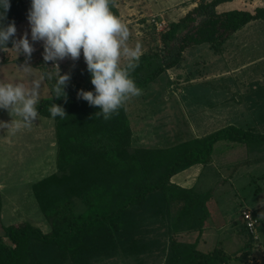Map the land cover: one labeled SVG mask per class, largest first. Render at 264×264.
Masks as SVG:
<instances>
[{"label":"trees","instance_id":"16d2710c","mask_svg":"<svg viewBox=\"0 0 264 264\" xmlns=\"http://www.w3.org/2000/svg\"><path fill=\"white\" fill-rule=\"evenodd\" d=\"M197 1L159 35L160 50L154 41V47L141 54L131 72L141 91L167 70L179 67L189 46L207 44L217 52L235 31L249 22L264 21V8L218 12V5L232 0ZM29 7V0H10L2 23L16 26L27 20ZM109 7L117 15L112 0ZM11 46L9 41L7 48ZM42 74L46 77V69ZM79 79L69 82L60 98L53 97L55 79L48 80L51 95L37 105L38 113L46 118H51L48 108L53 103L65 112L63 118H52L59 169L32 186L50 232L42 233L29 223L4 228L0 264H92L113 258L136 259L154 251L163 255V264H226L227 257H220L219 251L198 250L197 239L177 240L182 233L202 234L212 214L213 191L198 192L169 180L193 165L208 164L219 142L249 148L261 144L264 152V134L251 127L227 126L163 148H133L124 105L108 120L96 117L98 107L77 97V90L93 88L86 69ZM260 108L256 104L257 112ZM255 179L264 180V173ZM161 227L166 229V246L155 237ZM258 229L264 234V220Z\"/></svg>","mask_w":264,"mask_h":264},{"label":"crops","instance_id":"0c3cea01","mask_svg":"<svg viewBox=\"0 0 264 264\" xmlns=\"http://www.w3.org/2000/svg\"><path fill=\"white\" fill-rule=\"evenodd\" d=\"M204 1L209 2L211 0ZM190 5H194L192 7L194 8L197 3L193 2ZM216 9L221 12L244 8L238 5V0H232L218 5ZM184 15H180L170 22H177ZM255 22L264 21L249 22L229 35L222 43L220 51H213L207 44L192 45L186 48L182 55L181 64L177 67L178 71H182L177 75L178 81L181 82L176 87L177 99L174 97L176 94L172 88L173 83L166 73L168 70L147 86L146 94L139 102V105L142 102V104L150 107L145 114L146 117H154L163 112L173 97V101L175 100L180 110L182 109L183 121H186L184 117H188V112L193 113L198 110L203 114V116L198 115L197 124L189 129V132L184 136L185 138L177 137L174 142H168L162 131L151 124L146 125L151 127V131H143L142 129L138 131V110L132 116L127 111L126 101L124 102L125 113L132 133L131 145L133 148H163L176 142L206 136L227 126L256 127L258 130L262 127L261 129H264V111L257 112L255 110L256 104H261V108L264 107V33L262 31L254 34L247 33L249 28L253 26L251 24H255ZM15 27L16 39L25 33H29L31 46L43 47L42 41H31L27 20ZM137 43L140 44L141 54L147 50L145 42L137 37H128L126 41L128 47H135ZM11 53L13 54L12 50ZM21 56L23 55H18L20 60L14 61L16 65L31 66L34 71H40L43 77L38 59L37 63L33 61L34 65L31 63L35 59V55H31L30 60ZM15 58L16 56H11L9 60H5L0 65L12 66ZM57 62L55 64L57 67L59 63L62 64L58 68L70 67L67 72L69 79L66 81V85L69 82L80 81L79 74L86 69L82 56L75 61L66 57ZM126 64L127 58L121 57L120 66L124 67ZM174 69L172 68V70ZM2 81L0 78V83L5 82ZM45 82L47 83V81ZM153 85H158L159 88L157 86L154 90L152 89ZM25 87H30V85H25ZM259 87L261 89H258ZM49 96V85H45V87L43 85V90L39 92V103ZM191 96L194 97L195 105H199L197 110H194L191 105ZM146 99L149 100L144 102ZM134 103H138V101L134 100ZM10 120L11 117L7 110L0 109V121L9 122ZM261 133L264 134V132ZM235 145L241 146L242 144H232L226 146V149L223 146L222 148L228 150ZM218 153V148H216L208 164L193 165L173 175L169 180L170 183L182 188H194L198 192L213 191V188L203 190L200 183L202 178L206 181L203 183L208 184L210 175H217L218 158L216 157ZM58 169V136L56 124L52 118L43 117L38 113V118L32 122L31 126L21 128L14 134L9 133L6 128H0V235L3 234L6 227L28 223L29 218L24 213L28 208L32 209L33 212L38 210L41 214L33 195L32 186L41 179L56 174ZM8 188H16L17 190L9 191ZM20 188L23 200L18 198ZM26 190H28L27 194L24 193ZM210 201H212L211 198ZM45 221L41 219L38 224H35L30 220L29 224L37 227L42 233H49L50 226Z\"/></svg>","mask_w":264,"mask_h":264},{"label":"rangeland","instance_id":"374dc122","mask_svg":"<svg viewBox=\"0 0 264 264\" xmlns=\"http://www.w3.org/2000/svg\"><path fill=\"white\" fill-rule=\"evenodd\" d=\"M193 2L198 3L197 0H112V4L117 11L116 16L131 30L129 31V37H137L144 41L147 48L154 47V41H156L158 50H160L161 45L160 40H158L159 35L168 29V24L171 23L172 19L186 14L190 11L187 9L192 10L194 5L190 4ZM238 5L241 8L254 11L259 7L264 8V0H238ZM154 19L157 22L156 28L153 24ZM251 25L253 26L249 28L247 33L254 34L261 33V31L264 33V22H255V24ZM32 47L34 51L31 55H35V59L31 63L34 65L33 61H36V63L39 61L40 68L42 70L43 68L46 69L47 73L46 77L43 76L44 78L41 79L39 88V92H41L43 85L44 87L48 85V80L55 79L58 74H67L70 67L66 68V66H63V68H58L62 64L59 63L57 67L50 61H43L41 56L43 47L35 48L34 45ZM8 49L0 52L1 64L5 60H9L11 56H16L14 51L13 54L11 53V47ZM19 58L17 56L13 62L20 60ZM15 62L12 66L0 65V78L5 81L4 83L23 82L24 85H30L31 79H40L42 77L41 72L34 71L31 66L25 64L16 65ZM22 66L30 68L22 70ZM179 72L182 71H178L177 68L174 70L169 69L166 72L173 83L172 88H174L175 94L178 92L176 87L181 83L177 79ZM157 86L153 85L152 89L156 90ZM145 94L146 90H143L139 96L130 97L126 100L127 111L131 115L136 114L138 110V131L141 129L143 131H151V127L146 126L151 124L162 131L168 142H174L177 137L185 138L184 136L189 132V129L197 124L198 115L203 116L202 113L198 112L199 105H195L194 97L191 96V105L197 111L188 112V117H184L186 121H183L182 109L180 110L177 102L173 101L174 97L177 99L176 94L171 98L170 103L168 102L163 112L156 114L154 117H146L147 115L145 114L150 109L149 105H144L142 102L139 105ZM134 100H137L138 103L133 104ZM148 100L146 99L144 102ZM261 110L263 112L264 107L260 108L259 112ZM261 128L260 130L256 127L252 129L259 133L264 132V129ZM141 133L144 134V132ZM222 146L225 149L227 148L224 142H219L214 148V151L218 148L219 152L216 157L218 158L217 175H210L208 184L203 183L204 180L201 178L200 187L203 190L213 188L211 199L214 202L211 209L212 214L209 220L205 222L204 231L200 236H197L198 233L196 232L178 234L177 240L180 242H193L197 239L198 250L203 253L219 251L220 257H227L226 264H264V234L258 228L253 233L247 230L241 217L243 211H249L258 222L264 220V180H253V178L264 173V152L261 150V144L260 146L253 145L250 148L245 145H235L228 150H224ZM257 188L259 190H256ZM8 190L15 191L17 189L8 188ZM24 193L27 194L28 190L24 191ZM18 198L22 199L21 188ZM75 211H79L78 206ZM24 213L29 218L28 223L30 220L35 224H38L41 219L45 221V217L38 210L33 212L32 209L28 208ZM244 227L246 230H244ZM155 237H158L161 244L166 246L168 238L165 228H158L155 231ZM163 261V255L154 251V254L143 255L136 259L113 258L106 262L98 261L92 264H163Z\"/></svg>","mask_w":264,"mask_h":264},{"label":"clouds","instance_id":"9594fccd","mask_svg":"<svg viewBox=\"0 0 264 264\" xmlns=\"http://www.w3.org/2000/svg\"><path fill=\"white\" fill-rule=\"evenodd\" d=\"M26 19L31 41H42V59L57 61L66 57L77 60L83 57L90 76L92 90H77L78 99L91 107H98L96 117L110 119L130 97L139 96L131 72L138 66L141 56L140 44L128 47L129 29L109 7V0H29ZM10 7V0H0V51L11 49L16 57L23 54L31 59L34 51L29 42V33L16 39L14 22L3 24ZM121 57L127 64L120 66ZM30 67L22 66V70ZM40 79H31L30 87L23 82L0 83V109L7 110L11 120L0 121V128L14 134L27 128L38 118ZM69 76L59 75L52 87L53 97H63ZM51 118L65 116L61 106L51 104Z\"/></svg>","mask_w":264,"mask_h":264},{"label":"built area","instance_id":"2783aa9c","mask_svg":"<svg viewBox=\"0 0 264 264\" xmlns=\"http://www.w3.org/2000/svg\"><path fill=\"white\" fill-rule=\"evenodd\" d=\"M153 24L156 28L157 22L155 19L153 20ZM241 217H242V221L244 222L247 230H249L252 233L257 231L259 222L253 215H251V213L249 211H243L241 213Z\"/></svg>","mask_w":264,"mask_h":264}]
</instances>
